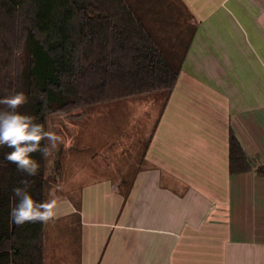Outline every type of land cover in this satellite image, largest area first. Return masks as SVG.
Listing matches in <instances>:
<instances>
[{
	"label": "crops",
	"instance_id": "0c3cea01",
	"mask_svg": "<svg viewBox=\"0 0 264 264\" xmlns=\"http://www.w3.org/2000/svg\"><path fill=\"white\" fill-rule=\"evenodd\" d=\"M179 1L195 32L132 178L93 170L77 118L58 124L44 264H67L65 238L68 264H264V176L229 170L231 131L264 165V0Z\"/></svg>",
	"mask_w": 264,
	"mask_h": 264
},
{
	"label": "trees",
	"instance_id": "16d2710c",
	"mask_svg": "<svg viewBox=\"0 0 264 264\" xmlns=\"http://www.w3.org/2000/svg\"><path fill=\"white\" fill-rule=\"evenodd\" d=\"M180 3L0 0V98L23 92L27 103L18 111L46 131L54 114L76 117L91 105L153 91L166 92L167 101L195 32L186 15L180 20ZM10 151L0 147V264H44V223L17 226L10 210L24 179L36 201L47 199L48 158L34 153L39 172L28 177L5 159ZM254 168L264 176V165L256 166L231 131L230 173Z\"/></svg>",
	"mask_w": 264,
	"mask_h": 264
},
{
	"label": "rangeland",
	"instance_id": "374dc122",
	"mask_svg": "<svg viewBox=\"0 0 264 264\" xmlns=\"http://www.w3.org/2000/svg\"><path fill=\"white\" fill-rule=\"evenodd\" d=\"M178 15L183 21L184 16L181 12H178ZM161 18L162 16L157 18L158 24H161ZM180 20L177 21L180 22ZM170 21L171 18L167 22ZM163 92L153 91L123 100L91 105L80 110L81 115L75 117L78 121L76 126H78L79 134L77 139L79 145L76 148L79 149L88 141L90 147H88L86 157L97 156L96 165L92 163V169H97L99 172L113 171L112 174L106 173L107 175L99 174L98 176H111L117 181L122 177L128 180L132 178L151 131L163 110L166 97V93ZM70 118L73 117L62 114L52 115L50 118L51 131L56 133L55 130L60 121ZM68 121L67 124L70 125ZM82 160L87 161L88 159ZM50 177L52 178L51 175ZM51 178H48L50 182ZM51 185L53 186V184ZM51 193L52 190H50V195ZM66 240L68 238L62 241L58 240L57 247H54V253L58 261H66L68 264L70 259L73 260V253L70 258L65 254V251L74 248L73 240L62 244Z\"/></svg>",
	"mask_w": 264,
	"mask_h": 264
},
{
	"label": "clouds",
	"instance_id": "9594fccd",
	"mask_svg": "<svg viewBox=\"0 0 264 264\" xmlns=\"http://www.w3.org/2000/svg\"><path fill=\"white\" fill-rule=\"evenodd\" d=\"M27 103V97L23 92L0 98V147L11 149L5 154V159L16 165L19 172L28 177L38 174L40 165L34 159V153L39 152L42 157H54L65 144L64 138L57 133L45 130L43 124L36 122L33 116L18 111ZM42 141H47L42 146ZM52 161H50V164ZM54 174L50 169L49 175ZM22 187L13 189L16 200L15 206L10 210V219L17 226L25 223H48L58 218L57 201H36L30 194L31 183L24 179Z\"/></svg>",
	"mask_w": 264,
	"mask_h": 264
}]
</instances>
